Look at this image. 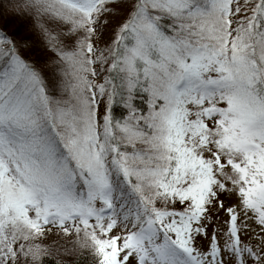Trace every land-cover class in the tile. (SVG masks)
Wrapping results in <instances>:
<instances>
[{
    "label": "snow or ice",
    "instance_id": "6c2138e0",
    "mask_svg": "<svg viewBox=\"0 0 264 264\" xmlns=\"http://www.w3.org/2000/svg\"><path fill=\"white\" fill-rule=\"evenodd\" d=\"M52 230L93 264H264V0L0 3V264Z\"/></svg>",
    "mask_w": 264,
    "mask_h": 264
},
{
    "label": "trees",
    "instance_id": "16d2710c",
    "mask_svg": "<svg viewBox=\"0 0 264 264\" xmlns=\"http://www.w3.org/2000/svg\"><path fill=\"white\" fill-rule=\"evenodd\" d=\"M0 3H3V0H0ZM168 22V18L165 17L162 21V24L166 27ZM7 32L10 35L22 34L24 32L23 22L12 21L7 26ZM29 55H32V53H29ZM48 94L54 100H60L62 102L68 103L72 102L70 88L67 90L62 87H57L53 89L52 86H49ZM132 102L138 109V113H146L148 111L147 94L141 89L137 88L133 91ZM110 112L116 118H122L124 115L127 114L125 106L121 102H119L118 99L114 100V102L112 103L110 107ZM61 261H63L64 264H93L94 255L91 251H89V249L88 251L80 249L75 252V255L59 257L55 250H50L48 253L42 255L40 261H38L37 264H60Z\"/></svg>",
    "mask_w": 264,
    "mask_h": 264
},
{
    "label": "rangeland",
    "instance_id": "374dc122",
    "mask_svg": "<svg viewBox=\"0 0 264 264\" xmlns=\"http://www.w3.org/2000/svg\"><path fill=\"white\" fill-rule=\"evenodd\" d=\"M105 74H106V72L101 73L96 78V82L99 83L104 78ZM98 99H100V98H98ZM106 107H107L106 100L101 99V103H100V105H98V110L101 112V115L103 114V110ZM224 199H225V207H227L229 200L231 198L225 196ZM232 202H234V200H232ZM214 215H215L216 219L212 221V224L214 226H218L217 230L219 233V229L223 228L225 223H226V214L223 211H215L214 210ZM220 239L222 242L223 241L222 233H220ZM74 240H75V233L74 232H69L67 234H64L62 232L52 230L50 232H47V234L45 236L39 237L36 242L47 247L48 250L44 254L48 253L50 250H55L59 257L75 255V252L80 250V249L88 251L87 248H77L76 250H74L72 252H65L64 249L65 248H71Z\"/></svg>",
    "mask_w": 264,
    "mask_h": 264
}]
</instances>
